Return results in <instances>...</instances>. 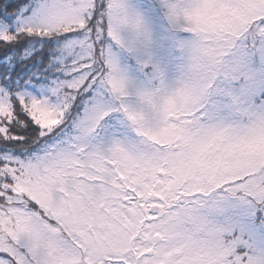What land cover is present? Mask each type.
<instances>
[{
	"label": "snow or ice",
	"instance_id": "obj_1",
	"mask_svg": "<svg viewBox=\"0 0 264 264\" xmlns=\"http://www.w3.org/2000/svg\"><path fill=\"white\" fill-rule=\"evenodd\" d=\"M0 264H264V0H0Z\"/></svg>",
	"mask_w": 264,
	"mask_h": 264
}]
</instances>
